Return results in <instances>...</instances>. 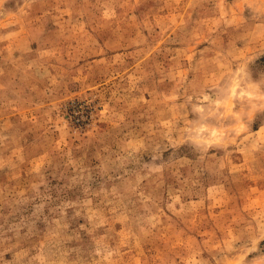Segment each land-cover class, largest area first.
<instances>
[{
	"label": "rangeland",
	"instance_id": "374dc122",
	"mask_svg": "<svg viewBox=\"0 0 264 264\" xmlns=\"http://www.w3.org/2000/svg\"><path fill=\"white\" fill-rule=\"evenodd\" d=\"M0 264H264V0H0Z\"/></svg>",
	"mask_w": 264,
	"mask_h": 264
}]
</instances>
